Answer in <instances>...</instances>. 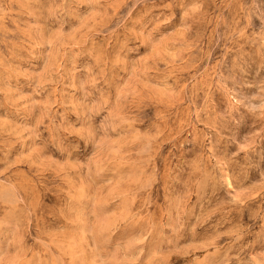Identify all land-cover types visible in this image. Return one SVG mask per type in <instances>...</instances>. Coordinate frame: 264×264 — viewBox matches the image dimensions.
Masks as SVG:
<instances>
[{
    "label": "rangeland",
    "instance_id": "374dc122",
    "mask_svg": "<svg viewBox=\"0 0 264 264\" xmlns=\"http://www.w3.org/2000/svg\"><path fill=\"white\" fill-rule=\"evenodd\" d=\"M0 264H264V0H0Z\"/></svg>",
    "mask_w": 264,
    "mask_h": 264
}]
</instances>
